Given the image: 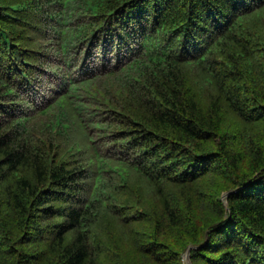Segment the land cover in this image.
I'll return each mask as SVG.
<instances>
[{"label":"trees","instance_id":"1","mask_svg":"<svg viewBox=\"0 0 264 264\" xmlns=\"http://www.w3.org/2000/svg\"><path fill=\"white\" fill-rule=\"evenodd\" d=\"M187 1L0 0V264H264V0Z\"/></svg>","mask_w":264,"mask_h":264},{"label":"bare ground","instance_id":"2","mask_svg":"<svg viewBox=\"0 0 264 264\" xmlns=\"http://www.w3.org/2000/svg\"><path fill=\"white\" fill-rule=\"evenodd\" d=\"M191 1V0H190ZM240 1V0H239ZM186 2H188L187 0H186ZM192 2V1H191ZM185 3V2H184ZM239 3V2H238ZM234 4V3H233ZM237 4V3H236ZM235 5V4H234ZM247 5V4H246ZM219 9V8H218ZM223 13V12H222ZM217 16V15H216ZM221 18V17H220ZM224 18V17H223ZM228 19V18H227ZM8 20V19H7ZM202 21V20H201ZM210 21V20H209ZM195 23V22H194ZM201 23V22H200ZM210 23V22H209ZM217 24V23H216ZM194 25V24H193ZM210 26V25H209ZM191 27V26H190ZM211 27V26H210ZM213 27V26H212ZM195 28V27H194ZM227 28V27H226ZM190 29V28H189ZM214 29V28H213ZM186 31H187V29H186ZM196 31V30H195ZM201 31V30H200ZM220 31V30H219ZM209 32V31H208ZM207 32V33H208ZM212 34V33H211ZM204 36V35H203ZM188 37V36H187ZM213 37V36H212ZM197 39V38H196ZM194 41V40H193ZM196 41V40H195ZM198 41V40H197ZM203 41V40H202ZM196 43V42H195ZM198 43V42H197ZM28 45H30V44H28ZM187 45H188V42H187ZM192 45V44H191ZM196 46V45H195ZM198 46V45H197ZM190 48V47H189ZM195 48V47H194ZM191 49H193V47H191ZM194 50V49H193ZM197 50V49H196ZM202 51V50H201ZM195 52V51H194ZM196 52H198V50L196 51ZM13 55V54H12ZM8 62V61H7ZM6 62V63H7ZM3 65V64H2ZM37 65V64H36ZM2 67V66H1ZM38 67V66H37ZM11 69V68H10ZM35 71H36V69H35ZM33 72V71H32ZM32 74V73H31ZM34 74V73H33ZM30 75V74H29ZM10 76V75H9ZM27 76H28V74H27ZM32 76V75H31ZM38 76V75H37ZM4 77V76H3ZM28 78V77H27ZM29 79V78H28ZM20 80V79H19ZM22 81V80H21ZM16 82V81H15ZM19 82V81H18ZM32 82H33V80H32ZM8 83V82H7ZM26 83V82H25ZM23 85V84H22ZM30 86V85H29ZM34 88V87H33ZM2 89V88H1ZM28 90V89H27ZM25 91V90H24ZM35 92V91H34ZM33 92V93H34ZM47 93V92H46ZM44 94V93H43ZM46 95V94H45ZM50 95V94H49ZM31 96V95H30ZM38 96V95H37ZM48 97H50V96H48ZM29 98V97H28ZM36 98V97H35ZM34 100V99H33ZM3 102V101H2ZM40 103V102H39ZM39 109V108H38ZM0 110H1V108H0ZM3 110V109H2ZM16 110H18V109H16ZM12 115V114H11ZM23 117V116H22ZM12 118V117H11ZM10 119V118H9ZM13 119V118H12ZM7 124V123H6ZM10 140V139H9ZM14 142V141H13ZM16 145V144H15ZM7 166V165H6ZM34 169V168H33ZM31 170V169H30ZM36 170V169H35ZM13 235V234H12ZM15 236V235H14ZM13 236V237H14ZM11 237V236H10ZM14 238H16V237H14ZM10 240V239H9ZM10 242V241H9ZM11 242H13V240L11 241ZM2 245V244H1ZM38 248V247H37ZM2 249H3V247H2ZM1 250V249H0ZM7 250V249H6ZM11 252L13 251V250H10ZM15 251V250H14ZM17 251V250H16ZM31 251H33V250H31ZM1 252V251H0ZM7 252V251H6ZM35 252V251H34ZM37 252V251H36ZM16 253V252H15ZM18 253V252H17ZM22 253V252H21ZM28 254V253H27ZM30 254V253H29ZM15 255H17V254H15ZM15 255H14V257H15ZM18 256V255H17ZM22 256V255H21ZM29 256V255H28ZM32 256V255H31ZM14 257H12L13 259H14ZM26 258V257H25ZM37 258H39V256H37ZM23 259V258H22ZM21 259V260H22ZM34 259H35V257H34ZM15 260V259H14ZM32 262V261H31Z\"/></svg>","mask_w":264,"mask_h":264},{"label":"water","instance_id":"3","mask_svg":"<svg viewBox=\"0 0 264 264\" xmlns=\"http://www.w3.org/2000/svg\"><path fill=\"white\" fill-rule=\"evenodd\" d=\"M187 259H188V263L192 264V262H191V249L187 252Z\"/></svg>","mask_w":264,"mask_h":264},{"label":"rangeland","instance_id":"4","mask_svg":"<svg viewBox=\"0 0 264 264\" xmlns=\"http://www.w3.org/2000/svg\"><path fill=\"white\" fill-rule=\"evenodd\" d=\"M188 252V251H187ZM185 257V264H189L188 263V259H186L187 257H186V255L184 256ZM192 262V261H191Z\"/></svg>","mask_w":264,"mask_h":264},{"label":"clouds","instance_id":"5","mask_svg":"<svg viewBox=\"0 0 264 264\" xmlns=\"http://www.w3.org/2000/svg\"><path fill=\"white\" fill-rule=\"evenodd\" d=\"M187 259V258H186Z\"/></svg>","mask_w":264,"mask_h":264}]
</instances>
